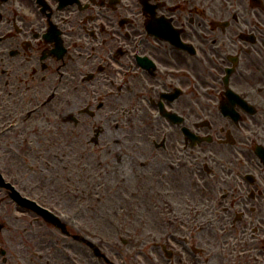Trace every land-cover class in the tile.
I'll list each match as a JSON object with an SVG mask.
<instances>
[{"label":"flooded vegetation","instance_id":"obj_1","mask_svg":"<svg viewBox=\"0 0 264 264\" xmlns=\"http://www.w3.org/2000/svg\"><path fill=\"white\" fill-rule=\"evenodd\" d=\"M16 191L127 210L83 263L264 264V2L0 0V263L38 264L66 225Z\"/></svg>","mask_w":264,"mask_h":264},{"label":"rangeland","instance_id":"obj_2","mask_svg":"<svg viewBox=\"0 0 264 264\" xmlns=\"http://www.w3.org/2000/svg\"><path fill=\"white\" fill-rule=\"evenodd\" d=\"M54 161L56 163V166L60 165L58 158L54 159ZM57 185L61 186L60 183H57ZM71 206H73V205H71ZM95 206L97 208V217L95 220V224L97 226L104 227L105 225H107L106 215H104L106 213L105 209L107 206H104V205H95ZM124 211H125V218H123V219H125L124 224H125V226H127L126 221L131 222V219H130L131 215L127 212V210H124ZM43 229H45L48 232L51 230L50 227L45 225V224H43ZM71 230L73 232V229H70V231ZM112 231H113V229H112ZM56 238H57V235L54 236L52 234H48L47 236H45L43 238L38 237V238L34 239V243H32V247H34V250H37V252L33 251L34 253L29 254V255L32 256L34 261H36L38 264H72L69 261V259H67V257L63 254V252H61L60 249H58V247H57L58 242H62L63 240L65 241V239L60 240V239H56ZM68 242H70V244H73L75 246L78 245L80 248V251L81 252L83 251L81 249V247L84 245L83 242L80 243L78 240H74L71 236L68 237ZM36 247H40L41 249H38ZM76 248H78V247H75V250H76ZM71 251H74V250H69V252H71ZM75 255L76 254L72 253V256H75ZM150 255L154 256L155 254L154 255L150 254ZM84 256H85V254H84ZM137 257H138V255L136 253H134V255H130V257L127 258V261L128 262L131 261L130 263H133V264H138ZM156 259H158V257H156ZM146 260H148V259H147V256L145 254V263H146ZM62 261H63V263H61ZM94 261L98 264H101L100 260L96 257H94ZM85 264H87V263H85ZM102 264H105L104 261H102Z\"/></svg>","mask_w":264,"mask_h":264}]
</instances>
